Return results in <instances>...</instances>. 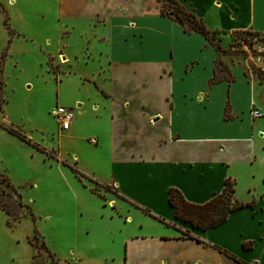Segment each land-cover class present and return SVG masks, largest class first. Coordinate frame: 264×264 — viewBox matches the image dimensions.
<instances>
[{"label":"crops","instance_id":"obj_1","mask_svg":"<svg viewBox=\"0 0 264 264\" xmlns=\"http://www.w3.org/2000/svg\"><path fill=\"white\" fill-rule=\"evenodd\" d=\"M176 1L222 49L234 31L264 34V0ZM159 8L156 0H119L97 11V53L106 61L94 75L104 84L91 110L101 124L94 145L106 172L90 175L114 188L119 205L109 203L121 223L106 240L122 249L96 264H264V123L257 120L264 116V82L239 53H217ZM247 59L264 71V58ZM70 130V122L59 128L66 136ZM225 178L236 201L252 203L205 230L173 216L168 188L202 203Z\"/></svg>","mask_w":264,"mask_h":264},{"label":"rangeland","instance_id":"obj_2","mask_svg":"<svg viewBox=\"0 0 264 264\" xmlns=\"http://www.w3.org/2000/svg\"><path fill=\"white\" fill-rule=\"evenodd\" d=\"M118 2L0 0V123L29 140L0 128V173L9 181L0 178V191L12 187L27 210L17 218L0 210V264H85L83 256L96 264L121 253V243H108L118 235L119 201L111 184L91 176L106 172V157L88 141L101 126L91 107L106 61L97 53V11ZM228 46L260 69L247 58H262L264 34L234 31ZM55 105L71 110L67 136L50 114Z\"/></svg>","mask_w":264,"mask_h":264},{"label":"trees","instance_id":"obj_3","mask_svg":"<svg viewBox=\"0 0 264 264\" xmlns=\"http://www.w3.org/2000/svg\"><path fill=\"white\" fill-rule=\"evenodd\" d=\"M164 6L169 7V9H163ZM160 10L162 15H166L176 21L184 31H190L191 29L203 36L206 41L215 48L217 53L229 55L239 52L231 50V46H227L225 49H222L217 42H214L212 39L214 32L207 30L202 21L182 3L176 0H163L160 5ZM184 22H187V28L183 26ZM241 53L243 52L241 51ZM258 55L264 58V49L260 51ZM253 71L256 73L258 79L264 82V71L259 68H253ZM215 72L216 68H214V76ZM0 128L5 129L9 133L18 137L20 140L29 143V140L19 131L6 127L1 123ZM0 178L5 181L6 185H9V181L1 173ZM9 189L13 191V194L15 193L12 187H9ZM9 189H2L0 191L2 194V197H0V210L11 215L13 218H17L20 214H24L23 212L27 210H23L26 209V207L20 203L19 196L12 195ZM232 193L233 181L229 178H225L221 191L213 195L205 202L190 203L182 197L177 189L172 187L167 190V202L172 207L173 216L176 219L188 223L193 228L205 230L222 222L231 211L252 203V201L246 203L238 202L233 198ZM181 233L185 236H190L187 230L182 231ZM247 245L248 243H242L243 247H246Z\"/></svg>","mask_w":264,"mask_h":264},{"label":"built area","instance_id":"obj_4","mask_svg":"<svg viewBox=\"0 0 264 264\" xmlns=\"http://www.w3.org/2000/svg\"><path fill=\"white\" fill-rule=\"evenodd\" d=\"M250 113L252 114V116L258 115L256 111H251ZM50 114L55 118L61 128L64 129L68 127L72 117L71 110L69 108L60 105H55L50 111ZM88 141L92 144H95L96 139L91 137Z\"/></svg>","mask_w":264,"mask_h":264}]
</instances>
